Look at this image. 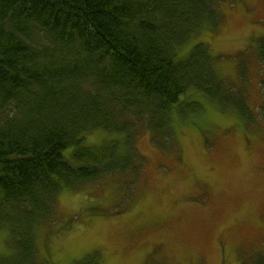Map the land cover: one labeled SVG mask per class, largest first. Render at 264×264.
I'll return each instance as SVG.
<instances>
[{"label":"trees","instance_id":"1","mask_svg":"<svg viewBox=\"0 0 264 264\" xmlns=\"http://www.w3.org/2000/svg\"><path fill=\"white\" fill-rule=\"evenodd\" d=\"M221 1L0 0V264H53L35 231L60 191L139 171V121L172 147L170 109L190 89L252 115L206 42L178 57L219 26ZM95 131L109 135L88 144Z\"/></svg>","mask_w":264,"mask_h":264},{"label":"rangeland","instance_id":"2","mask_svg":"<svg viewBox=\"0 0 264 264\" xmlns=\"http://www.w3.org/2000/svg\"><path fill=\"white\" fill-rule=\"evenodd\" d=\"M219 6V26L192 38L178 57L206 42L220 76L246 96L252 115L190 89L170 109L175 144L163 151L153 143L156 132L139 121L141 169L63 188L56 222L35 231L53 264L264 261V0ZM86 135L88 144H99L109 134ZM8 235L0 231V255L9 250Z\"/></svg>","mask_w":264,"mask_h":264}]
</instances>
